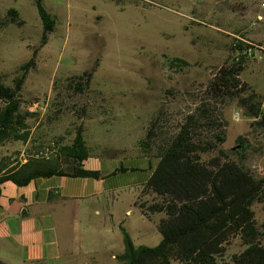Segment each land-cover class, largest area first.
<instances>
[{
	"label": "rangeland",
	"instance_id": "374dc122",
	"mask_svg": "<svg viewBox=\"0 0 264 264\" xmlns=\"http://www.w3.org/2000/svg\"><path fill=\"white\" fill-rule=\"evenodd\" d=\"M44 5L57 24L39 49L21 93L23 110L35 113L29 121L32 139L1 145L0 160L25 161L29 152L50 154L49 146L69 143L79 126L91 156L117 162L141 151L157 157L161 139L177 132L204 104L220 124L217 128L225 131L226 140L219 146L232 151L240 136L247 138L248 166L264 179V126L251 125L255 119L242 103L252 97L260 114L264 109V0H44ZM11 8L23 24L9 23L0 30V73L8 85L33 58L43 33L34 0H0L1 17ZM237 39L260 47L242 65L239 78L246 88L234 96H214L208 91L210 83L222 68L236 62ZM174 57L188 65L172 67ZM75 76L84 78L83 92L69 89L67 79ZM155 120L159 138L145 151L140 142ZM202 130L213 134L207 127ZM110 195L106 203L104 197L87 198L86 219L92 231L111 214L113 233L93 244L95 252L89 254L80 252L89 251L88 244L84 248L71 244L74 254L56 264H121L117 259L125 248L121 226L135 246L160 243L162 214L149 220L140 209L154 198L145 186ZM253 210L264 230V202L254 204ZM78 224L85 228L84 216ZM243 249L236 239L221 258L230 262Z\"/></svg>",
	"mask_w": 264,
	"mask_h": 264
},
{
	"label": "trees",
	"instance_id": "16d2710c",
	"mask_svg": "<svg viewBox=\"0 0 264 264\" xmlns=\"http://www.w3.org/2000/svg\"><path fill=\"white\" fill-rule=\"evenodd\" d=\"M43 24L39 47L33 58L20 67L23 71L8 85L0 73V146L10 141L28 143L32 139L29 121L35 113L23 110L22 91L28 71L35 66V57L49 40V33L56 27V18L48 12L44 0H34ZM16 9L0 15V30L6 25H22ZM233 45L237 60L222 68L210 83L209 92L214 96H234L245 90L240 80L243 63L250 45L241 40ZM172 67L188 65L182 58L174 57ZM69 89L83 92L84 78L67 79ZM248 106L251 125L264 126L263 110L250 97L242 102ZM213 119L207 105L197 108L186 117L174 134L162 138L156 145L160 161L144 185L154 198L149 205L141 204L142 214L151 220L162 214L158 230L162 239L157 246H135L129 232L121 226L124 251L117 256L121 264H264V230L259 227L253 206L264 202V179L259 178L248 166L250 144L240 136L235 150L225 151L219 145L226 140L224 130ZM204 127L212 131L205 135ZM158 122L148 130L142 148L150 149L159 138ZM50 154L28 153L25 161L0 160V184L12 181L24 186L40 177L53 175L96 178L99 171L84 167L91 151L79 126L69 143L57 142ZM39 153V152H37ZM264 227V225L262 226ZM239 239L244 249L226 262L221 258L234 240ZM0 264H5L0 262Z\"/></svg>",
	"mask_w": 264,
	"mask_h": 264
},
{
	"label": "crops",
	"instance_id": "0c3cea01",
	"mask_svg": "<svg viewBox=\"0 0 264 264\" xmlns=\"http://www.w3.org/2000/svg\"><path fill=\"white\" fill-rule=\"evenodd\" d=\"M108 158L90 156L84 162L86 169L102 174L98 179L53 175L36 178L24 186L12 181L1 183L0 262L56 264L71 253V244H83V248L88 244L90 249L80 251L83 254L95 252L93 244L113 233L108 220L111 214L103 216L95 224L96 230L91 231L92 223L86 219L87 198L104 197L106 203L112 192L144 187L160 161L141 151L117 158V162ZM80 216L85 218L83 230L78 224ZM82 232L85 235L81 239Z\"/></svg>",
	"mask_w": 264,
	"mask_h": 264
},
{
	"label": "built area",
	"instance_id": "2783aa9c",
	"mask_svg": "<svg viewBox=\"0 0 264 264\" xmlns=\"http://www.w3.org/2000/svg\"><path fill=\"white\" fill-rule=\"evenodd\" d=\"M248 44L250 45V48H248L247 50V57H254L257 52L259 51V48L258 46L252 44V43H249ZM263 113H264V109H263Z\"/></svg>",
	"mask_w": 264,
	"mask_h": 264
}]
</instances>
